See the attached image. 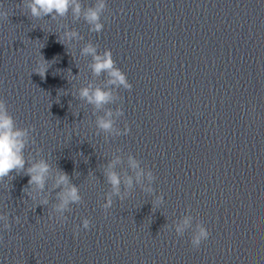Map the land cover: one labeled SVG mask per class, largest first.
<instances>
[{"label": "water", "instance_id": "water-1", "mask_svg": "<svg viewBox=\"0 0 264 264\" xmlns=\"http://www.w3.org/2000/svg\"><path fill=\"white\" fill-rule=\"evenodd\" d=\"M21 2L0 0L9 12L0 19V99L18 127L34 128L26 160H46L50 173L36 201L23 173L0 181V264H264V0H105L99 33L83 18L97 0H78V20L71 9L34 19ZM67 29L84 39L65 48ZM89 41L111 50L132 85L95 112L73 95L106 86L80 55ZM41 55L44 78L33 72ZM108 108H122L115 126L127 135L96 128ZM130 155L145 171L141 184ZM117 156L114 170L134 186L105 210V169ZM58 171L82 197L62 216ZM84 218L90 228L78 229ZM198 223L211 235L194 249Z\"/></svg>", "mask_w": 264, "mask_h": 264}, {"label": "clouds", "instance_id": "clouds-1", "mask_svg": "<svg viewBox=\"0 0 264 264\" xmlns=\"http://www.w3.org/2000/svg\"><path fill=\"white\" fill-rule=\"evenodd\" d=\"M20 6L29 10V14L34 19H40L43 16H51L53 19L56 16L64 17L68 14L69 10L73 14L74 19H79L81 16V4L78 0H22ZM106 7L105 0H97L94 6L88 7L83 12L84 21L89 25V30L99 33L103 30L104 24L101 22V15ZM0 19L8 20L9 12L0 11ZM83 36L80 35L75 29H67L64 31L63 36L58 38V42L69 48V45L74 40H82ZM99 46L93 44L91 41L85 43L80 49L81 56L91 57V63L88 65L93 76L105 75L107 77L106 86L100 87L89 83L80 87L74 96L78 99L91 105L95 111L103 110L107 105L113 104L119 97L118 89L131 90L132 85L128 82L127 75L116 65V61L112 57V52L105 49L103 52L98 51ZM49 69L48 61L43 56L37 61V66L33 72L44 78ZM124 112L122 108H108L104 115L96 117V128L106 134L114 135H127L130 129L125 126L123 131L115 126L116 118L122 117ZM34 131L32 126L18 127L17 123L8 111L6 102L0 99V181L5 177H9L12 173L30 177L27 183V195L33 201L40 197V192L44 189L47 178L50 173L49 163L41 159L36 162L26 160L24 150L29 145L31 139V132ZM34 143V140L32 141ZM121 163V159L117 156L112 160L105 169V177L107 182L111 185L112 192L106 197V202L102 206L105 210L112 206L113 196L123 199L129 195V190L134 186V179L131 175L126 176L123 181L121 176L114 170L117 164ZM129 167L135 170V183L141 184L142 177L145 176V171L140 167L139 162L134 156L128 157ZM26 165H28L26 167ZM147 179L152 181L154 179L151 171L146 173ZM13 179L15 177H12ZM125 185V192L121 194V183ZM39 189L35 191L33 189ZM55 187L62 189L58 193L59 203L55 205V210L62 214L68 210L70 204H79L82 197L79 193V188L70 183V177L63 171H58L55 177ZM144 192L153 191L150 187L141 189ZM35 192V194H34ZM162 198H157L153 205H159ZM39 204L46 206L48 200L40 198ZM0 219H5L0 216ZM19 220V218H17ZM191 216H187L183 221L175 226V233L177 236H184L186 230L190 227ZM61 222L59 219L57 220ZM91 226V220L84 218L82 225L78 226L87 230ZM6 227H10L6 225ZM211 233L203 226V224H196L195 231L191 235L190 244L194 249H198L202 242L209 239ZM2 239V238H0Z\"/></svg>", "mask_w": 264, "mask_h": 264}]
</instances>
